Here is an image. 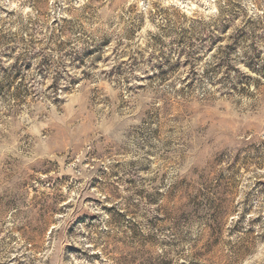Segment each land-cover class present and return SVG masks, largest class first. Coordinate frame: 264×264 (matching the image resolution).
Returning <instances> with one entry per match:
<instances>
[{
    "label": "rangeland",
    "instance_id": "rangeland-1",
    "mask_svg": "<svg viewBox=\"0 0 264 264\" xmlns=\"http://www.w3.org/2000/svg\"><path fill=\"white\" fill-rule=\"evenodd\" d=\"M0 264H264V0H0Z\"/></svg>",
    "mask_w": 264,
    "mask_h": 264
}]
</instances>
